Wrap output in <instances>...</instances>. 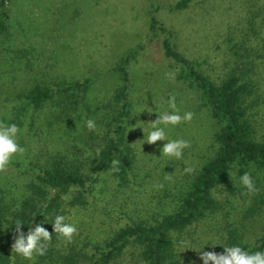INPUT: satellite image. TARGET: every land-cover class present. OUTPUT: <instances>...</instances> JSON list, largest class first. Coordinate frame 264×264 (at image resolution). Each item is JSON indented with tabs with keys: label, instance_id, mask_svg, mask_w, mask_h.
I'll return each instance as SVG.
<instances>
[{
	"label": "rangeland",
	"instance_id": "rangeland-1",
	"mask_svg": "<svg viewBox=\"0 0 264 264\" xmlns=\"http://www.w3.org/2000/svg\"><path fill=\"white\" fill-rule=\"evenodd\" d=\"M184 1L185 7L178 8ZM5 8L8 19L0 14L5 24L4 31L0 26V123H10L22 109L21 97L36 87L88 80L85 99L90 110L80 106L69 116L59 107L25 110L16 121L22 129L18 143L25 152L0 171V181L22 177L19 170L41 151L80 149L78 137L89 120L85 116L99 120L107 115L105 105H113L124 89L131 104L127 138L137 159L135 185L102 196L129 216L169 209L171 199L187 189L213 155L217 127L201 94L191 88L189 71L167 56L166 43L216 83L235 74L252 82L249 114L256 140L264 143V0H6ZM171 96L181 114L193 113L190 122L166 129L169 139L190 144L180 160L160 157L167 141L144 143L151 122L158 118L156 111L166 108ZM77 117L81 122L70 134L69 120ZM186 167L194 171L185 173ZM261 191L259 187L248 194L236 177L221 188L216 196L229 216L201 224L194 232L197 242L210 238L206 231L227 233L228 224L244 233L245 242L260 239L264 206L257 205L252 217L243 218ZM102 218L98 214L91 224L100 228ZM200 251L195 247L187 253L200 256Z\"/></svg>",
	"mask_w": 264,
	"mask_h": 264
},
{
	"label": "trees",
	"instance_id": "trees-1",
	"mask_svg": "<svg viewBox=\"0 0 264 264\" xmlns=\"http://www.w3.org/2000/svg\"><path fill=\"white\" fill-rule=\"evenodd\" d=\"M186 3L181 2L178 8H184ZM5 6L6 0H2L0 14L8 19ZM0 26L4 31L2 20ZM165 48L168 57L189 71L191 88L201 94L204 106L210 109L217 127L213 155L186 185L187 189L171 199L169 209L164 212L129 216L118 207H111L113 202H107L102 194L135 185L137 171L135 151L127 138L131 104L122 89L113 105H105L104 110L110 112L93 120L94 130L83 127L78 137L82 142L80 149L41 151L27 159V165L19 170L22 177L0 181V264H200V256L187 253H192L195 247L216 253H222L223 246L232 245L244 247L250 253L264 251V235L248 243L244 241V233L230 224L224 228L227 233L204 232L210 237L206 242H197L194 235L207 220L229 216L216 195L245 172L252 175L256 188L262 191L243 220L257 212V205L264 206V143L255 138L249 114L252 107L247 102L254 94V85L239 74L216 83L197 72L191 61L167 43ZM183 79L180 76L179 80ZM89 88L88 80L55 88L36 87L21 97L25 100L22 109L14 113L8 124H16L28 109L59 107L68 116L80 106L90 110L85 99ZM79 117L69 120L70 134L74 125L81 122ZM85 117L90 119L88 115ZM113 160L120 161L118 172L112 171ZM57 214L65 215L68 222L77 225L71 243L57 240L52 224L45 223L44 227L53 235L47 253L34 261L12 257L15 221L23 222V231L27 233L32 221L35 227L45 216L51 222ZM98 214L103 216L100 228L91 224ZM187 238L191 239L190 244L186 243Z\"/></svg>",
	"mask_w": 264,
	"mask_h": 264
},
{
	"label": "clouds",
	"instance_id": "clouds-1",
	"mask_svg": "<svg viewBox=\"0 0 264 264\" xmlns=\"http://www.w3.org/2000/svg\"><path fill=\"white\" fill-rule=\"evenodd\" d=\"M167 75L170 79L175 78V73H168ZM156 112L158 113V118L151 122L150 130L146 136L144 135V143L155 145L158 141H167L160 149V157L176 160L183 159L184 150L190 147L189 142L184 139H169L166 129L178 126L184 122H190L193 119V113L189 111L181 114L177 108L174 96L169 98L166 108ZM86 126L89 130H94L95 122L89 119L86 121ZM21 132L22 129L15 123H0V171L6 170L15 156L22 155L25 152V149L18 143V137ZM119 163V160L112 161V171H119L117 167ZM184 171L185 173H192L194 169L186 167ZM165 179H171V177H165ZM239 185L246 189L248 194H254L257 191L253 177L248 172L239 177ZM45 223L52 224L54 236L57 240L64 243H71L78 231L76 223L68 222V218L61 214H57L51 222H48L47 216H45V220L40 224H36L35 227H32V221L27 233L23 231L25 224L17 220L13 223L15 231L12 257L34 261L36 257L44 256L47 253L53 235L44 227ZM223 247L224 251L222 253L200 251V259L203 264H264V251L250 253L249 251H244V247L239 245Z\"/></svg>",
	"mask_w": 264,
	"mask_h": 264
}]
</instances>
